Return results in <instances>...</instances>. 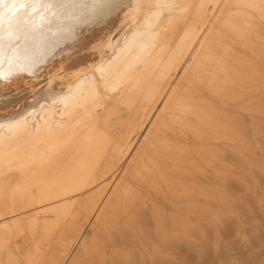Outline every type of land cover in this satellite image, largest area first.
<instances>
[{"label": "bare ground", "instance_id": "bare-ground-1", "mask_svg": "<svg viewBox=\"0 0 264 264\" xmlns=\"http://www.w3.org/2000/svg\"><path fill=\"white\" fill-rule=\"evenodd\" d=\"M263 255L264 0H0V264Z\"/></svg>", "mask_w": 264, "mask_h": 264}, {"label": "rangeland", "instance_id": "rangeland-1", "mask_svg": "<svg viewBox=\"0 0 264 264\" xmlns=\"http://www.w3.org/2000/svg\"><path fill=\"white\" fill-rule=\"evenodd\" d=\"M234 107L233 106H230V105H228V106H226V111L228 112V113H232V114H238L239 116H241V118L243 119V120H245L246 122H251L253 119H254V117H252L251 115H249V114H245V113H243V112H241V111H239L238 109H235V111H234ZM261 118V117H260ZM149 195H151L152 193H150V192H147ZM262 264H264V255L262 256Z\"/></svg>", "mask_w": 264, "mask_h": 264}]
</instances>
